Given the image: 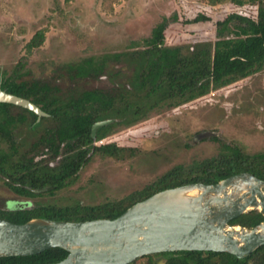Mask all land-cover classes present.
Instances as JSON below:
<instances>
[{
    "label": "trees",
    "instance_id": "trees-1",
    "mask_svg": "<svg viewBox=\"0 0 264 264\" xmlns=\"http://www.w3.org/2000/svg\"><path fill=\"white\" fill-rule=\"evenodd\" d=\"M230 1L238 7L245 4L244 0ZM248 2L257 6L256 19L230 14L217 21L214 42L165 46L163 32L168 20L164 18L143 41V48L63 64L54 79L32 77L22 61L9 75L1 74V90L29 100L47 116L38 119L27 109L0 103V181L21 199L7 200L0 208V219L15 224L34 218L72 222L114 219L136 202L165 189L197 182L214 184L242 172L264 180V153L248 155L237 146L222 144L217 156L175 167L118 201L96 206L34 201L72 187L93 154L118 159L132 154L133 149L115 143L96 145L112 128L131 127L147 120L152 112L192 102L260 72L264 68V0ZM207 20L197 16L189 23ZM43 38V33L37 32L27 49L40 47ZM101 76L110 83L107 90L82 88L84 81ZM105 120L113 122L99 127L93 139L92 125ZM53 161H57L55 165H51ZM8 202L15 207L10 209ZM262 221L258 211H251L229 224L252 228ZM66 256L64 249L52 248L32 256L0 258V264H54ZM142 258L145 264H157L156 258H163L162 264H264V246L244 259L201 251Z\"/></svg>",
    "mask_w": 264,
    "mask_h": 264
},
{
    "label": "rangeland",
    "instance_id": "rangeland-1",
    "mask_svg": "<svg viewBox=\"0 0 264 264\" xmlns=\"http://www.w3.org/2000/svg\"><path fill=\"white\" fill-rule=\"evenodd\" d=\"M244 1L238 7L230 0H0V75H9L22 61L32 77L54 79L63 64L143 48L164 18L165 46L214 42L217 21L230 14L256 19L257 6ZM197 16L208 20L189 23ZM37 32L43 33V42L29 51L26 46ZM109 87L105 76L82 85ZM108 134L96 145L115 143L133 153L119 159L93 154L72 187L34 201L96 206L124 199L175 167L215 157L222 144L248 155L264 153V68L192 102L152 112L131 127L116 126ZM15 199L0 181V208ZM7 205L15 207L13 202ZM155 261L162 264L164 259ZM135 264H145V259Z\"/></svg>",
    "mask_w": 264,
    "mask_h": 264
},
{
    "label": "water",
    "instance_id": "water-1",
    "mask_svg": "<svg viewBox=\"0 0 264 264\" xmlns=\"http://www.w3.org/2000/svg\"><path fill=\"white\" fill-rule=\"evenodd\" d=\"M0 103L47 116L27 99L0 88ZM91 127V137L99 127ZM258 211L263 221L247 228L231 220ZM264 246V180L251 173L214 184L190 183L154 193L114 219L59 221L34 218L23 224L0 219V258L24 257L61 248L67 256L54 264H130L147 255L201 251L237 259Z\"/></svg>",
    "mask_w": 264,
    "mask_h": 264
}]
</instances>
